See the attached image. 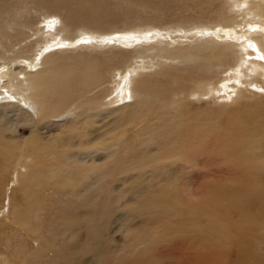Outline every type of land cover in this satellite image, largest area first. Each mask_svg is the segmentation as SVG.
Instances as JSON below:
<instances>
[{
	"label": "bare ground",
	"instance_id": "6f19581e",
	"mask_svg": "<svg viewBox=\"0 0 264 264\" xmlns=\"http://www.w3.org/2000/svg\"><path fill=\"white\" fill-rule=\"evenodd\" d=\"M35 1L54 3V7L67 9V17L66 21L62 18V22L54 17L48 19L49 16L44 14L37 15L42 22L36 34L42 40L54 36L50 43L34 42L36 48H40L34 61L17 59L20 54L25 56L23 49L8 51L12 53L8 58L0 57V93H4L0 107L11 108L12 115L15 110L20 111L13 126L2 131L17 132L19 116L20 126H29L31 132V137L23 141H8L5 136L0 139L3 169L12 175L14 186H21L15 195L11 190L12 206L6 205L14 211L17 209L12 220L15 227H25L29 231L31 215L41 218L47 214L43 226L47 228L48 223L51 230V241L47 246L54 251L53 264H83L86 255L93 258L90 264H169L167 254L160 258L155 248L170 239L180 240L186 250L194 248L196 261L193 264H224L222 254L227 255L230 251L235 258L241 256L247 260L241 264H264V256H259L260 251L264 252L261 250L264 248V234H261L264 233V105L254 113H248L247 118H236L224 117L223 110L219 109L214 113L213 108L192 111L189 104L181 101L188 97L193 103L208 99L213 106L224 109V105L234 102V86L244 75L248 78H243L245 89L242 93L251 97L261 91L264 84V0H193L199 9L184 19L187 29L167 32L162 31L160 25L159 30L144 28L139 32L134 30L132 34L112 36L91 31L116 28L117 20L111 22V19L117 18L119 12L113 1L123 12L133 6L136 12L132 15L139 17L140 22L143 19L146 22L152 14L160 18L162 12L156 6L158 2L191 0H109L105 6L101 2L107 3V0ZM17 3L14 0V6L6 9L4 18L0 11V49L13 42L10 35L18 36L19 16L26 14V10L20 3L18 8L22 11L17 16L14 13ZM238 3L244 4L241 25L234 20ZM149 4L150 16L140 17L142 14L138 11ZM31 6L27 8L34 10ZM200 21L207 23L202 25ZM124 23L122 27L126 28ZM65 26L70 31L84 29L76 32L75 41L65 43L66 35L60 36ZM87 27L92 28L91 31ZM25 35L16 41L18 45ZM182 43H188L195 50L193 58L187 59L181 54L186 51L180 45ZM145 44L153 45V59L144 56L127 62V51ZM172 45H175L174 49H171ZM211 47L213 53L220 52L216 59H206L202 63L194 61L213 56L209 53ZM97 49L110 55L102 59ZM143 53L144 47L138 57ZM167 53L177 59L169 63L176 78L163 73L169 78L164 83L157 80L156 83L135 84L131 95L128 88L135 73L144 69L145 63L150 69L156 68L166 60ZM178 66L184 72H179ZM188 66L193 69L191 73ZM165 73L172 74L171 70ZM147 77L154 78L153 74ZM170 85L180 87L174 89ZM85 95L87 97L82 100ZM124 102L129 103L121 105ZM170 108H174L176 116L167 113ZM121 112L126 113L127 119L135 117L139 127H136V139L126 138L122 153L117 154L104 146L106 142L102 141L99 130L102 124L110 129L112 122L121 119L122 115L117 114ZM252 115L260 116L259 120L248 124L246 121L251 120ZM95 118L100 119L99 126H96ZM102 153L107 159L101 164L96 163ZM30 161L36 162V168L24 177L22 174ZM200 169L202 175L208 176L206 178L213 176L224 182L200 185L193 195L189 185L194 172ZM254 182L262 183L257 186ZM226 191L224 199L228 205L221 206ZM47 198L50 199L48 203L44 201ZM122 199L126 211L117 215L115 204ZM129 205L133 207L128 208ZM4 209L7 213L8 208ZM197 210L207 219L204 227L203 221L201 224L194 218ZM219 211L223 218L217 215ZM241 212H254L253 228L246 221L241 223L242 230L252 234L254 253L244 252L245 247L250 246L244 239L245 233L235 231L232 236L218 224L230 215L233 222H238ZM142 214L149 216L153 227L144 226L142 231L132 235L131 246H123L121 253L115 252L111 245L115 234L123 227L129 233L128 221ZM40 228L32 230L39 233ZM236 235L237 243L231 248L229 241ZM204 250L208 251L210 260L204 258ZM16 256L23 259V251H18Z\"/></svg>",
	"mask_w": 264,
	"mask_h": 264
},
{
	"label": "rangeland",
	"instance_id": "374dc122",
	"mask_svg": "<svg viewBox=\"0 0 264 264\" xmlns=\"http://www.w3.org/2000/svg\"><path fill=\"white\" fill-rule=\"evenodd\" d=\"M28 1H30V2H27L26 0L25 1L21 0L19 2L16 0V2H18L17 3V10H15L14 13L17 16L21 15L22 9L20 10V8H18V7H20V3H22L23 7L26 10V14L23 13V15H25L24 17H23V15L19 16L20 17V19H19L20 24L18 25V28H19L18 36L10 35L13 42L10 43V45H5L0 49V57H7L8 55H11L12 53H8V51H10V50H11V52H15V51L17 52V51H20L23 49V51H24L23 53H25V56L22 57V54H20L17 57V59L20 60L21 58H24L28 61H34L37 57V54L40 51V48H36V45H34V42L37 44H40V45H42L43 42L50 43L51 42V36H54V35H50L48 37H45V38H43V40H45V41H43L42 38L40 37V35L36 34V31L38 30V28L40 29V24L42 22V20L40 18H38L39 16H37V15L42 16L44 14V16L50 17V18L48 17V19H53L52 17H54L57 20L62 21V18H63V20L66 21L67 16L65 14L67 13V9L65 10L63 8H60V7L57 8V6L54 7V3L41 2V1L36 2L35 0H33V1L28 0ZM108 1L109 0H107V3L101 2V5L102 6H105V4L107 5L109 3ZM26 2H27V4H26ZM31 2L32 3L34 2L33 4L38 3L37 6L35 4L36 8L33 7L34 5ZM0 3H2V6L0 7V11H2V13L4 14V15H2V14L1 15L4 18L5 14H7L6 9L14 6V0H0ZM129 3L130 2H128V4ZM158 3L159 4H156V6H159V8L161 9V12H162V14L160 15V18L156 17L157 16L156 14H152L150 16L149 8L151 7V4H149L148 6L143 5L141 7L142 10L138 11L139 14L140 13L142 14V15H140V17L143 16L145 18V17L150 16L154 19V20H152L150 17H148L146 19V22H147L146 23V22H144L145 19H143V22H140L139 17H134L132 15L134 12H136L135 8L133 6L131 7L132 9L129 8V11L125 10L123 12L121 10V8L117 5V3L115 1H113L112 4L116 7L117 12H119L118 13L119 17L117 15H115V16H117V18L116 17L112 18L111 22L114 20H117L118 28L116 26L115 29L112 28L113 30H110V31L104 30L105 32L95 30L92 28H91L92 29V31H91V29L89 27H87L86 29L88 31L95 32V33L100 32V35L106 34L108 36H112L114 34H122V33L132 34L134 30H135V32H139V31H141V29H144V28L145 29L146 28H150V29L156 28L159 30L158 27H161V26H162V31H167V32L172 31L174 29H182V28L187 29V27L185 26L186 20H184V19L189 18L190 14H193L197 9H199V7L196 6V4H195V2H193V0H191L189 2L176 1L175 3L174 2L165 3V1H164V4H163V2H161V3L158 2ZM112 4H111V7L115 10V7H113ZM138 4H142V2H139ZM242 4L243 3H238L237 8L234 11L235 12V16H234L235 23H238V24L240 23V25H241V18H242L241 12L243 11ZM57 5H58V3H57ZM27 6H31L34 10L28 9ZM43 10H44V12H43ZM29 11L32 12V15H28ZM180 11H182V13H184L186 16L182 15ZM59 12L62 13L63 17H62V15L61 16L59 15ZM126 15H128V16L130 15V17L126 18V17H128ZM55 16H57V17H55ZM137 16H139V15H137ZM121 18H124V21H122ZM125 21H126V23H124ZM174 21H177V22L174 23ZM139 22L142 24H140ZM148 22H149V24H148ZM183 22H185V24ZM123 23H124V26L126 28L122 27ZM154 23H157V24L155 25ZM181 23H183V25H181ZM200 23L202 25H204L207 23V21H205V22L200 21ZM139 24L141 26H139ZM194 24H192V25H194ZM79 26H81V25H79ZM163 26H165V27H163ZM79 29H84V28H77L73 31H70L69 27L65 26L62 29L64 33H63V35H60V36L66 35V38L64 39V40H66L65 43H72L73 41L76 40V35H77L76 32ZM102 32H104V33H102ZM34 33H35V35H34ZM54 34H56V33H54ZM23 35H25L26 37L24 36L25 38L23 37L21 39V42H20L21 44L18 45L16 41L19 38H21ZM240 35H241V33H240ZM37 38L40 39L39 42H38V40H36ZM34 39H35V41H34ZM257 39H258V37H257ZM31 42H33V44ZM258 42H259V40H258ZM180 45L186 48V51L184 53H181L184 55V57H186L188 59L189 57L193 58L195 56L194 55L195 50L190 48L188 43H182ZM258 46H259V49H261V44H258ZM143 47L145 49V53H143L140 57H138L142 53ZM174 48H175V45H172L171 49H174ZM33 49H37V52H33ZM57 49H59V47ZM57 49L55 51H57ZM116 51H119V49ZM134 51H135V53H134ZM98 52H99V54L102 55L101 56L102 59H106L108 57V55H110L109 53H107L103 50H98ZM154 53H155V51H154L153 45L152 44H147V45L145 44V46H140L134 50L130 49L129 51H127L125 59L127 60V62H131V61H136L138 59H141L144 56H147L148 60H152L154 57ZM209 53H212L213 56L209 55L208 57H204L203 59H199V61L197 59H195L194 61H196V63H202V61L206 60V59H210V58L216 59L217 58L216 54H220V52H216V51H215V53H213V47H211V50ZM214 54H215V57H214ZM117 59H118V57H117ZM139 61L141 62V60H139ZM176 61H177V59L173 56V54H168L166 60H164L159 66H157L154 69L148 68L149 64L145 63V68L142 70H138V73H135V77L131 79V82H130V85L128 88L129 93L130 94L133 93L132 88L135 87V84H142L143 82H146V81H149L150 83H156L157 80H161V82L164 83L169 78L165 77L163 75V73L166 76L176 78V75H174L175 70H172V68L169 64L170 62H176ZM163 64H164V66H163ZM178 69H179V72H184L180 66H178ZM170 70H171L172 74L165 73L167 71L170 72ZM187 70H188V72L191 73V71L193 69H192V67L188 66ZM143 71H145V72H143ZM152 74H153L154 78L147 79V78H149V77H147V75L150 76ZM245 77H246V75L243 76V78H245ZM243 78H241L240 81L238 80V85L234 86V88H236L235 89L236 95L234 94L235 96H233L234 102L232 104H229L226 106L224 105L223 106L224 109H222L218 105L213 106L212 105L213 103L212 102L210 103V101L208 99L193 103V101L188 97L189 99L184 98L181 101H183V104H186V105L189 104L190 109L192 108V111H194L196 108H198L200 112H202L203 110L205 111V110L213 108L212 110L215 111L214 113H216V111L218 109L223 110L224 117H229V115H230L231 117H236V118H247L248 113H254L255 109L259 108L260 105H264V90H263L264 84L261 85V91H256L258 95L255 92V94L253 96L249 97L246 95V92L242 93V91L245 89L244 87H242L243 86L242 83L245 85V83H244L245 81ZM246 78H248V77H246ZM263 80H264V78H263ZM239 84H241V85H239ZM150 86H152V85L150 84ZM170 86L173 87L174 89H176L177 87H180V85H178V86L177 85H170ZM131 95H133V94H131ZM241 95H242V97H241ZM3 96H4V93H0V98H2ZM86 97L87 96L85 95L82 100H84ZM131 98H132V96H131ZM233 98H231V100ZM131 100H133V99H131ZM128 103L129 102H124L121 105H125ZM262 107L264 109V106H262ZM173 109L174 108H170L167 113L171 114V115L175 114V116H176L177 113H175V110H173ZM259 109H261V108H259ZM13 111H14V109H13ZM155 111H157V110L155 109ZM18 112H20V111L15 110L14 115H12V109L11 108L0 107V139L2 136H5V138L8 141H13V140L23 141L25 138L31 137V132L29 130V126H20L19 116L17 117V126H18L17 130L18 131L15 133H12V132L3 133L2 130L4 128L9 129L10 126H13L12 124L16 121V114ZM117 114L122 115L121 119L119 121L112 122L109 126L110 129H108L106 126H104V124H102V128L99 130V134H100V136H102V141L106 142V145H104V146H109L111 152L121 154L123 151L124 141L126 140V138L127 139L131 138L132 140H135L137 137V133H138V132H136V127H139V126L136 125L135 117L130 120V119H127L125 112H121V113H117ZM258 117H260V116L252 115L249 118L251 120H248L246 122L249 124V122H251L253 120H259V119H257ZM99 121H100L99 118L94 119L96 126L100 125L97 123ZM260 121H262V120H260ZM129 124H131V125H129ZM44 137H45V134H44ZM179 146H181V142H180ZM101 155H102L101 158L96 163L101 164L102 162H105V160L107 159L105 153H102ZM3 162H4V159L0 154V170H2V173H3V175L0 176V179L6 180L8 182V183L4 184L0 180V214L3 212L0 215L1 216L0 217V264H8V263L9 264H23L24 262H27L29 264H53V261L55 259L54 251L50 248V246H47V242L51 241L50 236H49L51 230L48 226V223H47V228H45L43 226L46 223V220L48 219L47 214H43L41 218H39L38 215H31L32 217L28 221L29 222L28 223V228H29L28 230L30 232L27 231V229L25 227L24 228L23 227L18 228L16 226L18 228V230L15 229L16 227H15L14 223L12 222V220L16 215L17 209L14 211V210H12L13 207L10 208L8 206H12L11 205V203L13 201V199H11L12 194L13 195L17 194L18 193L17 191H19L21 189V186H14V183L12 180L13 179L12 175L9 176V171L3 169V165H4ZM36 165L37 164L35 161H30V164L27 165V168L25 170L26 172L24 171L25 173H23L22 175H24V177L26 175H29L36 168ZM201 171L202 170L200 169V171L197 170V172H194V179H193L192 183L190 184L191 186L189 185V190L193 195L197 193L200 185L204 186L203 184H206V183L209 184V182L212 183V181H214L213 184H217V183L221 184L224 182V181L222 182L221 179H218V178L215 179V177H213V176L210 178H206L208 176L202 175ZM259 183H262V182H254V184L257 186L259 185ZM11 190H13V192ZM6 191L8 192V194ZM4 192H6V193H4ZM11 192H12V194H11ZM49 192L51 193V190ZM50 193H49V195H50ZM4 194H6V195H4ZM1 195L2 196L4 195V197L2 198ZM226 195H227V191L225 192V195L223 197V204L221 206L228 205L224 199ZM45 197H47V193H45ZM13 198H14V196H13ZM44 201L46 203H48V201H50V199L47 198ZM123 204H124L123 199L120 201V203H118V205L115 204L117 215L121 212L126 211ZM6 205H8V206H6ZM118 206H120V207H118ZM131 207H133V205L128 206V208H131ZM4 208H8L7 213H5ZM109 208L111 210L110 206H109ZM199 212H200V210H199ZM199 212H198V210L196 212H194V215H195L194 218H196L199 223H201L203 221L202 222L203 224L202 223L201 224L204 227L207 225V219L204 217L202 212H200V213ZM244 214H245V216H244ZM262 214L264 215V213H262ZM217 215L219 217L222 216L221 218H223V213L221 211H219L217 213ZM7 216L11 219H8ZM40 219L43 221H40ZM233 221H234V219L230 215L227 219H223V220L219 221L218 224L221 225L225 229L227 234H232V236L234 235L235 231H240V232L245 233L244 239L250 244V246L245 247L244 252L245 253H248V252L254 253V241L252 239L251 232L250 231H243L241 228V223L243 221H246L250 228L254 227V222H253L254 221V212L252 214H250L248 212H241L239 215V218H238V222H233ZM128 222H129V225H128L129 229L128 230L130 232L128 233L127 229L125 227H123L120 231H118L115 234V237L112 241L111 245L115 247L114 250L117 253H121L123 246H131V244H132L131 237L134 233L142 231L144 226L151 225L153 227V222L151 221V219L149 220V216L147 214H145V215L142 214L138 217H134V219H130ZM31 225L32 226L34 225L33 228H31L32 227ZM38 226H41L39 233L33 232L34 230H32V229H37ZM157 226L158 225H155V227H157ZM145 228H147V227H145ZM9 229H10L11 233L9 232ZM43 229H44V231H43ZM157 229H159V226L157 227ZM33 233H35V235H33ZM261 234H264V233H261ZM33 236H35L36 238L32 239ZM239 237H243V236L240 235ZM237 238H238V236L236 235V236H234V238L232 237V239H230L229 245L231 248L236 245V243H237L236 239ZM19 239L21 241H19ZM39 243H41L43 246ZM27 244H28V246H26ZM182 244L183 243L180 242V240L177 241V240L170 239L169 241L160 244L157 248H155V251H156V254H158V256L160 258H162V256H165V254H167L166 260H167V263H169V264H193V262L196 261L195 260L196 254H195L194 248H190V249L186 250L184 248V246L183 247L181 246ZM44 245H46V247ZM138 246H139L138 248L141 247V245H138ZM46 250H47V252H46ZM111 250H112V247H111ZM261 250H264V248H262ZM18 251H23V256H24L23 259L18 258L16 256V253ZM51 251H53V252H51ZM170 252L172 254H170ZM197 253H198V249H197ZM173 256H175L176 259L175 258H174V260L169 259L170 257L173 258ZM203 256L205 259H208V260L211 259L208 251H206V250L203 251ZM259 256H264V252L260 251ZM157 257H154V258H157ZM39 258H40V260H39ZM1 259H3V260H1ZM221 260L225 261L224 264H236V263L241 264L243 262L247 263V260L241 259V256L239 258H235V255L232 253V251L228 252L227 255L225 253H223ZM91 261H93V258L91 256H87V255L83 256V259H82L83 264H90Z\"/></svg>",
	"mask_w": 264,
	"mask_h": 264
}]
</instances>
